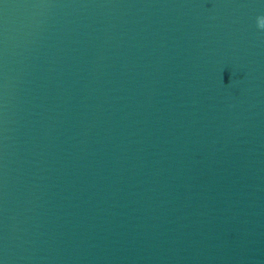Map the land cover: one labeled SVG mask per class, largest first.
Segmentation results:
<instances>
[{
  "label": "water",
  "instance_id": "obj_1",
  "mask_svg": "<svg viewBox=\"0 0 264 264\" xmlns=\"http://www.w3.org/2000/svg\"><path fill=\"white\" fill-rule=\"evenodd\" d=\"M0 264H264V0H0Z\"/></svg>",
  "mask_w": 264,
  "mask_h": 264
}]
</instances>
